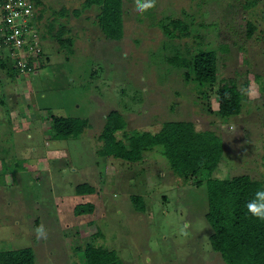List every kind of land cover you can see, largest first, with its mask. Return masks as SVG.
<instances>
[{"label": "rangeland", "instance_id": "374dc122", "mask_svg": "<svg viewBox=\"0 0 264 264\" xmlns=\"http://www.w3.org/2000/svg\"><path fill=\"white\" fill-rule=\"evenodd\" d=\"M41 1L45 57L30 75L0 67V250L31 246L38 264H86L77 248L92 242L124 264H226L209 239L207 187L174 173L161 146L130 162L101 155L98 136L112 109L128 132L193 121L223 140L224 158L211 176L263 179L264 0H155L143 11L138 0H123L121 39L105 36L98 5ZM59 30L74 38L70 51L52 38ZM202 48L218 54L217 81L203 87L191 67L169 61L191 60ZM232 80L245 92L242 110L221 118L216 90ZM51 113L84 117L90 126L80 137L54 139ZM82 183L95 190L78 193ZM132 194L142 196L143 209ZM87 202L91 211L75 210ZM40 226L46 238H37Z\"/></svg>", "mask_w": 264, "mask_h": 264}, {"label": "trees", "instance_id": "16d2710c", "mask_svg": "<svg viewBox=\"0 0 264 264\" xmlns=\"http://www.w3.org/2000/svg\"><path fill=\"white\" fill-rule=\"evenodd\" d=\"M34 1L37 5L42 3L41 0ZM92 5L101 7L98 23L105 36L108 39H121L124 35L123 0H84L83 8ZM42 15L41 12L38 18ZM173 25L180 26L181 20H176ZM248 25L249 35H252L254 25L250 21ZM2 26L1 21L0 29ZM51 36L61 47L68 48V51L72 49L74 38L64 37L62 30ZM0 47H3L1 30ZM42 54L44 50L37 56L29 57L32 70L21 69L14 63L8 64L9 57L6 59L0 57V67L7 72L30 75L37 68L33 65L34 60ZM169 61L176 66L191 67L193 78L201 87L217 81L218 54L216 50L202 48L191 60L175 55ZM216 94L219 117L241 113L245 92L235 81L223 83L216 90ZM50 121L51 136L54 139L80 137L85 128L90 126L87 118L54 113L50 114ZM126 127L127 121L118 110L112 109L108 112L104 128L98 136L103 141L99 149L101 155L137 162L143 160L146 151L161 146V152L171 163L174 173L185 180L198 178L196 184L198 186L204 184L207 187L209 207L205 217L211 227L209 239L212 248L220 252L225 263L264 264V220L253 216L247 208L248 203L258 200V192H264V178H253L247 173L228 178L211 176L224 158L223 140L214 130H198L193 121H166L157 132L137 130L128 132ZM119 131L123 132L122 138L117 135ZM202 172L209 175L205 180L199 178ZM76 190L78 193L85 194L93 192L95 188L88 183H82L77 185ZM141 197L137 194L131 195L136 206L142 202V205L138 207L143 209L145 202ZM75 207L78 213H82L83 210L91 211L94 205L87 202ZM77 251L86 264H124L115 250L97 246L92 242L87 243L84 248H77ZM36 257L31 246L0 250V264H38Z\"/></svg>", "mask_w": 264, "mask_h": 264}, {"label": "built area", "instance_id": "2783aa9c", "mask_svg": "<svg viewBox=\"0 0 264 264\" xmlns=\"http://www.w3.org/2000/svg\"><path fill=\"white\" fill-rule=\"evenodd\" d=\"M37 4L34 0H0L3 26V47L15 66L32 70L29 57L43 51L41 35L37 31ZM36 58V57H35ZM39 60V56L34 60Z\"/></svg>", "mask_w": 264, "mask_h": 264}, {"label": "clouds", "instance_id": "9594fccd", "mask_svg": "<svg viewBox=\"0 0 264 264\" xmlns=\"http://www.w3.org/2000/svg\"><path fill=\"white\" fill-rule=\"evenodd\" d=\"M155 0L150 4H140L138 0V8L140 11L145 10L147 7L154 6ZM227 95V94H226ZM258 200L248 203V211L260 220H264V192L257 193ZM37 238H46V230L43 226L38 227L36 230Z\"/></svg>", "mask_w": 264, "mask_h": 264}, {"label": "crops", "instance_id": "0c3cea01", "mask_svg": "<svg viewBox=\"0 0 264 264\" xmlns=\"http://www.w3.org/2000/svg\"><path fill=\"white\" fill-rule=\"evenodd\" d=\"M37 9V8H36ZM36 14H37V19H38V16H39V14L36 12ZM38 21V20H37ZM41 35V34H40ZM41 39H42V41H43V37L41 36ZM42 47H43V50H44V54L47 52L46 51V49H44V46H43V42H42ZM7 53V52H6ZM44 54H42V56H43V58L45 57V55ZM0 57H2L1 55H0ZM41 57V56H40ZM3 58H5L6 59V57L3 55ZM41 59V58H40ZM8 63L10 64V65H12V63H13V61H12V59L11 60H9L8 61Z\"/></svg>", "mask_w": 264, "mask_h": 264}]
</instances>
